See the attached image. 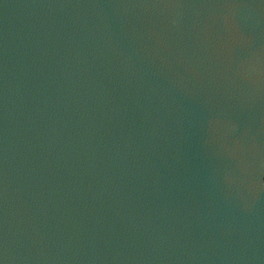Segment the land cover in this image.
I'll use <instances>...</instances> for the list:
<instances>
[{
    "label": "water",
    "instance_id": "1",
    "mask_svg": "<svg viewBox=\"0 0 264 264\" xmlns=\"http://www.w3.org/2000/svg\"><path fill=\"white\" fill-rule=\"evenodd\" d=\"M3 264H264V0H0Z\"/></svg>",
    "mask_w": 264,
    "mask_h": 264
},
{
    "label": "snow or ice",
    "instance_id": "2",
    "mask_svg": "<svg viewBox=\"0 0 264 264\" xmlns=\"http://www.w3.org/2000/svg\"><path fill=\"white\" fill-rule=\"evenodd\" d=\"M0 264H3V260H0Z\"/></svg>",
    "mask_w": 264,
    "mask_h": 264
}]
</instances>
